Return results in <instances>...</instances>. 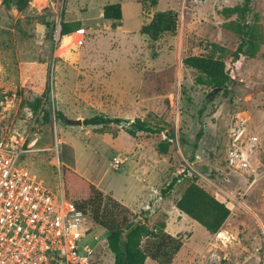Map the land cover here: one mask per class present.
I'll use <instances>...</instances> for the list:
<instances>
[{
    "label": "rangeland",
    "instance_id": "1",
    "mask_svg": "<svg viewBox=\"0 0 264 264\" xmlns=\"http://www.w3.org/2000/svg\"><path fill=\"white\" fill-rule=\"evenodd\" d=\"M117 1L30 0L19 8L16 0H0V139L23 136L30 146L25 165L48 186L57 187L65 167L126 203L140 199L144 186L122 160L138 162L143 151L160 172L153 215L125 208L179 240L170 264H264V0H123L122 20L113 29L102 11ZM246 6V13L235 12ZM161 11L177 14L175 31L155 40L141 35L143 23ZM63 26L71 33L57 47L54 32ZM236 26L255 30L259 53L243 60L229 84L213 93L182 61L213 55L231 67L240 43ZM79 32L84 45L75 48ZM94 115L140 120L162 132L132 138L123 125L83 126ZM237 115L259 140L250 167L241 171L226 162ZM165 141L169 152L160 157L152 145ZM173 179V190L161 196ZM192 182L230 209L216 234L175 207ZM85 196L83 189L74 200ZM159 197L163 202L156 203ZM107 234L91 222L83 241L91 250L87 264H113Z\"/></svg>",
    "mask_w": 264,
    "mask_h": 264
},
{
    "label": "trees",
    "instance_id": "2",
    "mask_svg": "<svg viewBox=\"0 0 264 264\" xmlns=\"http://www.w3.org/2000/svg\"><path fill=\"white\" fill-rule=\"evenodd\" d=\"M11 1L3 0L5 4ZM29 1L16 0V5L24 8ZM249 9V6H246L235 12L239 11L243 14ZM102 14L103 19L111 22L115 29L116 24L122 20V7L120 4H108L103 8ZM176 27L177 14L172 11H161L157 12L149 22L143 23L140 34L155 40L165 33L175 31ZM235 30L239 35L240 43L232 54L231 67L222 58L213 55L188 56L182 61L186 68L197 71L204 78L203 83L214 90L224 89L231 80L233 70L240 68L246 58H254L259 53L254 29L249 26H236ZM69 33L71 31L65 26L61 28L63 36ZM211 47L214 49L217 45L212 44ZM57 115L60 121H65L63 114L58 113ZM82 123L86 127L102 128L110 125H123L126 133L132 138L138 134L148 135L162 132V130H154L140 120L131 122L100 115L87 118ZM171 139L173 137L169 135L168 141ZM169 148L170 144L167 141L152 145L153 152L160 157L167 155ZM176 182L177 180L173 179L165 189H162L161 196L165 197L170 193ZM62 183L66 201L107 231V247L113 256V264H146L147 260L158 264H170L179 252L181 243L167 234L163 227L149 228L146 219L137 220L123 205H119L120 203L114 199L106 198L95 185L65 167L62 168ZM83 189L86 191V196L74 200L75 194ZM175 207L181 214L199 224L210 234L218 233L230 216V209L225 203L195 182L187 186L175 203Z\"/></svg>",
    "mask_w": 264,
    "mask_h": 264
},
{
    "label": "built area",
    "instance_id": "3",
    "mask_svg": "<svg viewBox=\"0 0 264 264\" xmlns=\"http://www.w3.org/2000/svg\"><path fill=\"white\" fill-rule=\"evenodd\" d=\"M64 39L57 27L54 44ZM83 45L81 33L72 46ZM246 123L237 115L228 131L226 162L237 171L250 167L259 141ZM29 151L21 135L0 139V264H87L91 250L83 241L92 220L66 201L61 178L52 188L25 165ZM121 165L115 160L116 170Z\"/></svg>",
    "mask_w": 264,
    "mask_h": 264
},
{
    "label": "crops",
    "instance_id": "4",
    "mask_svg": "<svg viewBox=\"0 0 264 264\" xmlns=\"http://www.w3.org/2000/svg\"><path fill=\"white\" fill-rule=\"evenodd\" d=\"M122 1L123 0H118L117 4L122 3ZM106 5H108V4H106ZM121 7H122V5H121ZM139 157H140V161H138V162H136L132 158H127V157H125L123 160L122 159L121 160L124 164H125V162L128 163V166L130 167L131 175L135 178V180L137 182L139 181L140 183L142 181L141 185L144 186L143 187L144 190L142 192L143 194L140 197V199L137 198L132 203H130V202L126 203L123 199H117L116 200L115 198H112L113 197L112 193H104L103 191L102 192L105 195L108 194V196H110V197L112 196L111 197L112 199H114L115 201H117L118 203H120L124 207L129 208L132 211H135L136 208H143L144 210L149 211L150 215L152 216L153 215V206L150 204L153 200V197L158 196V191H156V194H157L156 196L153 194V191L155 190V188H157L158 183L161 181L160 172H159L157 166H155L156 160L154 158L151 161L145 160V152H143V151L140 153ZM73 170L75 171V169H73ZM156 176H158L159 178H157ZM137 178H139V179H137ZM93 184L96 185V187H98V189H100V191H101L100 182L93 183ZM161 199H162V197H159V198H157V200L155 202L156 203L163 202V199H162V201H161ZM147 262H148V260L146 261V264H147Z\"/></svg>",
    "mask_w": 264,
    "mask_h": 264
},
{
    "label": "water",
    "instance_id": "5",
    "mask_svg": "<svg viewBox=\"0 0 264 264\" xmlns=\"http://www.w3.org/2000/svg\"><path fill=\"white\" fill-rule=\"evenodd\" d=\"M217 91H218V89L214 90L213 93H215V92H217ZM78 123L80 124V122H78Z\"/></svg>",
    "mask_w": 264,
    "mask_h": 264
},
{
    "label": "bare ground",
    "instance_id": "6",
    "mask_svg": "<svg viewBox=\"0 0 264 264\" xmlns=\"http://www.w3.org/2000/svg\"><path fill=\"white\" fill-rule=\"evenodd\" d=\"M70 36V35H69ZM69 36H67V37H69ZM64 42H65V39H64Z\"/></svg>",
    "mask_w": 264,
    "mask_h": 264
}]
</instances>
